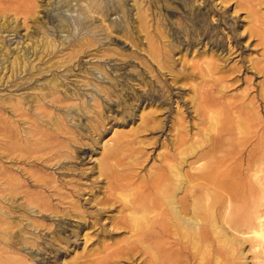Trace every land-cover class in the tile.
Instances as JSON below:
<instances>
[{
  "label": "rangeland",
  "instance_id": "obj_1",
  "mask_svg": "<svg viewBox=\"0 0 264 264\" xmlns=\"http://www.w3.org/2000/svg\"><path fill=\"white\" fill-rule=\"evenodd\" d=\"M10 2L23 13L0 9V264H264V74L253 67L264 44L252 36L264 0ZM214 63L226 87L202 113ZM106 168H133L135 192L159 184L173 208L184 201L200 239L172 214L166 235L120 228L133 215L114 195L129 190L112 189ZM150 198L137 226L167 209Z\"/></svg>",
  "mask_w": 264,
  "mask_h": 264
},
{
  "label": "bare ground",
  "instance_id": "obj_2",
  "mask_svg": "<svg viewBox=\"0 0 264 264\" xmlns=\"http://www.w3.org/2000/svg\"><path fill=\"white\" fill-rule=\"evenodd\" d=\"M9 1L11 0H0V9L4 10L6 9L10 4L13 3H9ZM30 6H32L33 8L35 7L34 3H30ZM11 11L15 12V14H20L23 13V10L20 7H14L12 5H10ZM27 13L30 12V10H26ZM207 13V11L202 10L200 12V14H205ZM204 16V15H202ZM264 28L258 24L252 26V36H258L259 38V42L264 44V36H263V32L261 30H263ZM1 32L6 31V29H1ZM25 35V34H24ZM5 39V38H4ZM6 40V39H5ZM4 40V41H5ZM26 40H29V35H26L25 38V42ZM27 45H29V42L27 43ZM234 48H236L233 52L231 53H236L238 50H241V47H239V44L236 43L235 46L232 47L231 50H233ZM15 49V48H14ZM13 49V50H14ZM0 54L1 51H0ZM25 54H26V50L23 53V55L15 50V53L12 56L14 57V61H18V60H27L25 59ZM242 52L240 51V53L238 54V56H241ZM6 58H7V54H6ZM9 58H7L6 61H8ZM216 63H214V65H211L210 67H208L207 71H205V74H208L210 77L206 78L204 77V80L206 82H203L202 86L200 87V95L199 96V100H198V109L202 112V113H207V112H213V107L215 105H218L217 103H212L213 100L208 101L209 97H215L214 93L218 90H220V86H221V90L223 88V86L226 87V85L222 84V81H220L217 77H215L214 75L211 77V74H214V68H215ZM245 69L249 72L250 68H252L249 65H242V68ZM253 67L256 68V70L261 73L264 74V58H263V62H255L253 64ZM222 79H225V75L222 76ZM49 82H53V81H49ZM56 83V81H54ZM260 94V93H259ZM237 100H241V99H237ZM220 107L224 109V112H239V111H243L245 109L246 106H239L236 103L232 102L229 104H224L223 102H220ZM239 110V111H238ZM245 114H247L248 116H250V111L246 109ZM235 120L238 123H241V119H237L235 118ZM258 126V125H257ZM230 128V124L229 122L224 126V128L222 127L221 130L223 129H229ZM258 128L260 130H262L264 128V123L261 124V127L258 126ZM79 132V131H78ZM260 136H264L261 135ZM57 146H55L56 148ZM53 154L55 155H61L62 152L54 150L53 149ZM264 159H262V162ZM226 162H228V160L226 159ZM262 168L259 171V173L257 174V176L259 177L260 180H262L260 178V176H262L261 172H262ZM106 171L109 173L108 177L111 178L110 179V187L112 189H115L116 191H125V190H129L125 193H121V196H119L116 192V194L114 195V197H117L119 199H123L125 202L122 205L123 210L128 211L129 213H131L133 216L131 218L127 217H123L121 220V223L119 224V219H118V226H120V228H127L129 230H138L137 228H144L148 229V230H160L164 235H166V231L167 230H171V224H170V217L169 214H172L174 216V223L177 225V227H179L181 230H189L190 234L194 235V238L196 240L200 239V234H201V227L198 226L199 220L198 218L196 220H193L192 222H188L186 217L183 216L182 212L189 210L190 206L186 205L184 203V201H179L180 207L179 210L177 209V207L175 206L174 208L172 207L173 199H168L166 198H162L161 196H159L156 191L158 190V188L160 187L159 184H154L152 187L153 190H155V193L153 195H151L152 193H148L144 190H139L135 192V170L133 168H125V169H118L116 171H112V168H106ZM119 171V172H118ZM264 171V170H263ZM261 174V175H260ZM264 178V177H263ZM55 193L57 194V191H55ZM150 205L154 208V210L160 209L161 204L166 203L167 205V209L163 212L160 213V215H158V213L156 215H154L150 222H149V226L145 225L143 226H137L136 225V216L135 213L139 212L142 210V212H144V202L143 200L150 197ZM118 201V200H116ZM259 218V216L257 217ZM261 222V221H260ZM262 223V222H261ZM215 225V223H213ZM179 225V226H178ZM213 225V226H214ZM261 228H259L258 230H255L254 232L256 233V235L259 238L264 239V229H263V224H261V226H259ZM154 238V240L157 242V240L159 242H162L164 240L163 236H157L156 233L152 232L151 234ZM186 233L182 236V238H186ZM157 239V240H156ZM153 240V239H152ZM164 243V242H163ZM135 245V243H134ZM167 252V250H166ZM157 257L155 256V260H152V264H170V261L168 259V255L165 254L163 255V259L161 261H157L156 260Z\"/></svg>",
  "mask_w": 264,
  "mask_h": 264
}]
</instances>
